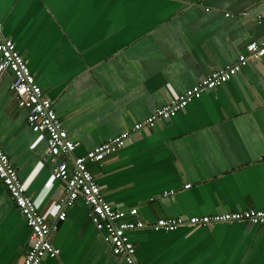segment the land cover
Here are the masks:
<instances>
[{
  "label": "crops",
  "instance_id": "0c3cea01",
  "mask_svg": "<svg viewBox=\"0 0 264 264\" xmlns=\"http://www.w3.org/2000/svg\"><path fill=\"white\" fill-rule=\"evenodd\" d=\"M240 10L264 15V0H0V34L14 42L67 136L79 141L74 157L264 36V24L223 16ZM9 78L0 74V145L43 208L62 188L57 181L43 188L51 171L40 162L45 144L15 108ZM88 167L107 202L136 207L148 222L264 208V56ZM168 189L173 194L161 197ZM64 210L48 236L58 256L39 264H119L81 199ZM29 235L0 182V264H20ZM130 239L144 264H264V225L144 228Z\"/></svg>",
  "mask_w": 264,
  "mask_h": 264
},
{
  "label": "built area",
  "instance_id": "2783aa9c",
  "mask_svg": "<svg viewBox=\"0 0 264 264\" xmlns=\"http://www.w3.org/2000/svg\"><path fill=\"white\" fill-rule=\"evenodd\" d=\"M223 16L241 17L250 19L256 24H264V15L258 11H225ZM263 56L264 36L249 41L232 64L210 71L142 119L133 122L128 129L98 143L82 155L71 157L79 141L67 136L51 101L36 82L14 42L0 34V74L5 71L10 72L8 88L13 93L14 106L24 111L25 123L36 134V139L44 141L45 148L40 162L51 164L49 180L43 188L47 190L55 180L62 188L61 195L57 199L40 208L41 198L26 192L23 181L0 145V182L30 231L29 244L20 264H39L45 256L51 258L58 256L59 249L50 242L48 236L56 229L57 222L64 219V209L72 205L76 199H81L86 206L88 221L102 243L107 246L112 258L119 264H144L134 256L135 249L130 233L136 230L147 228L170 232L179 227L198 229L236 222H244L252 226L264 225V208L225 210L187 217H157L148 222L138 217L136 207H115L107 202L88 167L89 164L101 166L104 159L122 148L125 141L133 134L154 127L159 121L182 110L191 100L199 98L203 92L227 81L239 67L253 64ZM189 186V183H185L183 188ZM172 194L173 189H168L162 191L160 196L166 197ZM153 198L152 196L149 200Z\"/></svg>",
  "mask_w": 264,
  "mask_h": 264
},
{
  "label": "water",
  "instance_id": "95a60500",
  "mask_svg": "<svg viewBox=\"0 0 264 264\" xmlns=\"http://www.w3.org/2000/svg\"><path fill=\"white\" fill-rule=\"evenodd\" d=\"M35 135H36V134H35ZM55 181H56V180H55ZM53 182H54V181H53ZM53 182H52V183H53ZM189 229H190V228H189ZM198 229H199V228H198ZM190 230H195V229H190Z\"/></svg>",
  "mask_w": 264,
  "mask_h": 264
}]
</instances>
